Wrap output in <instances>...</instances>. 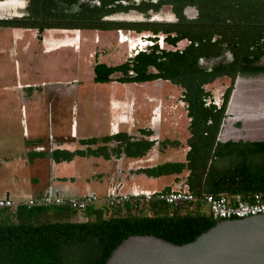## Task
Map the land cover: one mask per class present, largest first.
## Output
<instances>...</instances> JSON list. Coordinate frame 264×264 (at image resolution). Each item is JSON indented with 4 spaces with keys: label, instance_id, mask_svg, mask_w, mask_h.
Listing matches in <instances>:
<instances>
[{
    "label": "crops",
    "instance_id": "crops-1",
    "mask_svg": "<svg viewBox=\"0 0 264 264\" xmlns=\"http://www.w3.org/2000/svg\"><path fill=\"white\" fill-rule=\"evenodd\" d=\"M112 39L96 31L0 30V198L105 197L120 184L124 192L145 194L175 190L179 179L178 189H186L187 171L158 178L137 173L185 161L190 133L181 94H136L134 84L96 83L95 47ZM120 133L155 144L131 158L116 152V141L81 142ZM167 140L178 145L163 147ZM99 148L107 157L93 155ZM66 152L85 154L60 159Z\"/></svg>",
    "mask_w": 264,
    "mask_h": 264
},
{
    "label": "trees",
    "instance_id": "trees-1",
    "mask_svg": "<svg viewBox=\"0 0 264 264\" xmlns=\"http://www.w3.org/2000/svg\"><path fill=\"white\" fill-rule=\"evenodd\" d=\"M148 63L150 61H145L136 69L144 73ZM125 67L97 64L94 81L110 82L112 79L108 75ZM182 68L176 67V70ZM103 71L107 73L104 76L101 74ZM218 75L213 74L201 81L192 80L190 76L186 82L167 76L173 84L184 88L180 98L190 120L189 150L184 162H166L139 169L137 173L158 178L187 171L185 190L196 196L239 195L249 202L254 195L260 194L264 200V144L218 141L231 94H225L219 107L211 100V94L204 90V84ZM156 77L158 75L148 74L134 80L144 82ZM150 133L142 130L146 136ZM111 141L119 142L115 149L119 155L124 153L131 158L144 157L155 144L145 138L132 140L125 133L81 140L83 144L90 145ZM167 144L178 145L167 140L163 147ZM104 150L99 148L92 153L101 155L105 154ZM74 154L85 153L66 152L60 159H71ZM75 217L73 209L61 205L1 209L0 264H106L115 248L129 236L155 235L182 245L195 241L218 223L204 205L197 202L169 205L147 201L115 207L96 205L86 209L83 220Z\"/></svg>",
    "mask_w": 264,
    "mask_h": 264
},
{
    "label": "flooded vegetation",
    "instance_id": "flooded-vegetation-1",
    "mask_svg": "<svg viewBox=\"0 0 264 264\" xmlns=\"http://www.w3.org/2000/svg\"><path fill=\"white\" fill-rule=\"evenodd\" d=\"M0 30L117 35L126 49L111 51L104 46L102 54L95 51L94 77L97 64L125 65L108 75L123 84L168 83L183 94L184 88L171 78L186 82L191 76L201 81L220 74L204 84L219 107L225 94L236 90V94H247L240 109L231 116L225 114L224 139L264 144V128L257 125L259 120L264 122V0H0ZM100 55L107 58L100 60ZM117 57L120 60L113 62ZM144 60L150 63L140 73L136 66ZM148 74L158 77L134 80ZM218 80L223 84L215 94L208 87ZM246 107L257 113L242 116Z\"/></svg>",
    "mask_w": 264,
    "mask_h": 264
},
{
    "label": "water",
    "instance_id": "water-1",
    "mask_svg": "<svg viewBox=\"0 0 264 264\" xmlns=\"http://www.w3.org/2000/svg\"><path fill=\"white\" fill-rule=\"evenodd\" d=\"M236 92L230 96L227 116L240 109L241 99L247 97ZM241 113L253 114L247 107ZM218 141L226 142L223 131ZM106 264H264V214L220 220L195 241L182 245L155 235H132L115 248Z\"/></svg>",
    "mask_w": 264,
    "mask_h": 264
},
{
    "label": "built area",
    "instance_id": "built-area-1",
    "mask_svg": "<svg viewBox=\"0 0 264 264\" xmlns=\"http://www.w3.org/2000/svg\"><path fill=\"white\" fill-rule=\"evenodd\" d=\"M147 201H161L169 205L184 203H201L215 220L240 219L256 214H264V200L260 194L254 195L251 201H244L239 195L231 196L221 194L214 196L204 194L196 196L186 190L158 191L153 193L139 194L132 196L123 191L120 184L116 191L109 196L90 195L83 198H67L59 195L44 196L40 198H30L17 200L11 197L0 198V210L4 208H16L24 206L32 208L34 206H69L76 212V220L84 219V212L89 206H122L125 203L142 204Z\"/></svg>",
    "mask_w": 264,
    "mask_h": 264
},
{
    "label": "rangeland",
    "instance_id": "rangeland-1",
    "mask_svg": "<svg viewBox=\"0 0 264 264\" xmlns=\"http://www.w3.org/2000/svg\"><path fill=\"white\" fill-rule=\"evenodd\" d=\"M114 36V39H112L111 41H109V43H107V45H103L101 44L99 47H95V50H97L100 54H102V48L104 46H108V48L112 51L113 49L117 50V49H120V50H125L126 47H127V44L124 43V44H120L118 41V36L117 35H113ZM118 38V39H116ZM6 42V41H4ZM107 57H104L103 55H100V60H105ZM120 57H117L116 60H114L113 62H118L120 59ZM93 61V60H92ZM222 84H223V81L221 80H218L216 81L214 84L210 85L208 88H210L215 94L218 93V91L222 88ZM135 91H136V94H180V91L178 88L176 87H173L171 85H169L168 83H163L161 85H157V84H150V83H144L142 84V86H136L135 87ZM134 89H131V91L129 92L130 94H133V91ZM128 93V92H127ZM128 93V94H129ZM87 94H90V92H87ZM262 98H264V94H262ZM240 101L239 97L238 99L236 100V102ZM262 108V107H261ZM251 110V113L253 114H256V109H253V108H250ZM259 123H257V125H260L261 128H264V122H261V120L258 121ZM180 129V127L178 128ZM225 136V134H224ZM167 158H171L172 156L171 155H166ZM183 180L179 179L178 181H176L175 184H173V188L175 190H179L178 189V185L182 184L183 185ZM183 190V189H181Z\"/></svg>",
    "mask_w": 264,
    "mask_h": 264
}]
</instances>
